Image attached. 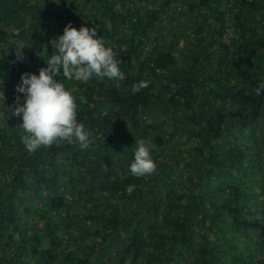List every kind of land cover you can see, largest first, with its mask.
I'll use <instances>...</instances> for the list:
<instances>
[{
    "label": "trees",
    "instance_id": "obj_1",
    "mask_svg": "<svg viewBox=\"0 0 264 264\" xmlns=\"http://www.w3.org/2000/svg\"><path fill=\"white\" fill-rule=\"evenodd\" d=\"M69 22L125 79L61 73L91 143L30 153L16 85ZM262 82L264 0H0V264H264ZM141 140L157 169L135 177Z\"/></svg>",
    "mask_w": 264,
    "mask_h": 264
},
{
    "label": "clouds",
    "instance_id": "obj_2",
    "mask_svg": "<svg viewBox=\"0 0 264 264\" xmlns=\"http://www.w3.org/2000/svg\"><path fill=\"white\" fill-rule=\"evenodd\" d=\"M25 43L15 46L17 59L23 58ZM29 46V45H28ZM54 53L46 61V67L39 73L25 72L16 85V103L12 113L22 118V143L30 153L50 147L54 142L64 141L77 144L81 150L91 143V132L77 119V102L73 89L58 81L62 73L68 80L88 83L97 80H112L119 87V81L125 79L112 47L98 35L97 29L82 26L79 29L69 22L63 34L52 40ZM149 82L140 80L132 86L133 92L147 88ZM256 96L264 94V82L254 89ZM24 94L23 102L21 96ZM0 95L5 97L4 91ZM138 147L130 164V172L135 177L152 175L157 164L152 156L154 145L145 141H136ZM129 186L126 191L133 192Z\"/></svg>",
    "mask_w": 264,
    "mask_h": 264
}]
</instances>
